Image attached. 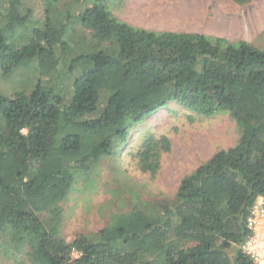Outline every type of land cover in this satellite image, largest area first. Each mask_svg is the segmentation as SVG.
<instances>
[{
	"label": "trees",
	"instance_id": "trees-1",
	"mask_svg": "<svg viewBox=\"0 0 264 264\" xmlns=\"http://www.w3.org/2000/svg\"><path fill=\"white\" fill-rule=\"evenodd\" d=\"M74 1L85 8L56 26L52 11L63 0H42L45 20L26 44L14 35L29 33L32 9L23 13L22 0L0 5V74L38 72L31 91H0V253L17 264H254L241 246L264 198V49L135 27L110 0ZM78 27L85 41L75 48ZM171 103L199 117L229 114L238 142L185 176L171 203H144L95 240L67 242L62 203ZM169 150L168 138L146 140L142 170L155 173Z\"/></svg>",
	"mask_w": 264,
	"mask_h": 264
},
{
	"label": "rangeland",
	"instance_id": "rangeland-1",
	"mask_svg": "<svg viewBox=\"0 0 264 264\" xmlns=\"http://www.w3.org/2000/svg\"><path fill=\"white\" fill-rule=\"evenodd\" d=\"M23 13L33 11L28 34L17 30L14 39L28 43L30 30L45 20L42 0H22ZM4 0H0V5ZM74 0H63L53 9V21L60 26L64 19L83 10ZM110 8L121 21L151 31L200 33L231 41L244 40L264 49V0L239 5L234 0H110ZM71 19V18H70ZM69 19V20H70ZM72 24V22H68ZM78 26V24H75ZM80 27L75 48L84 45ZM30 34V35H29ZM74 39V38H73ZM89 50V48L86 47ZM35 66L25 67L9 79L0 74V91L13 95L22 89L31 91L38 79ZM240 133L227 113L199 117L175 103L135 127L129 145L119 156L104 159L90 172V179L80 181L62 203L63 222L59 235L67 242L79 236L95 240L115 216L141 207L144 203H171L183 178L208 161L216 152L233 147ZM168 138L170 150L164 151L155 173L143 171L140 152L152 138ZM0 264H17L13 254L2 255Z\"/></svg>",
	"mask_w": 264,
	"mask_h": 264
},
{
	"label": "built area",
	"instance_id": "built-area-1",
	"mask_svg": "<svg viewBox=\"0 0 264 264\" xmlns=\"http://www.w3.org/2000/svg\"><path fill=\"white\" fill-rule=\"evenodd\" d=\"M247 226L251 234L242 244L241 250L254 264H264V198L260 197L253 206ZM72 255L79 256L76 251Z\"/></svg>",
	"mask_w": 264,
	"mask_h": 264
}]
</instances>
